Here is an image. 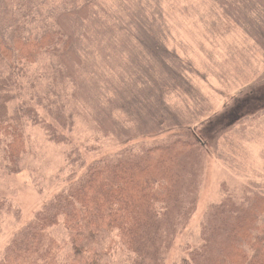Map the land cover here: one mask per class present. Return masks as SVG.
<instances>
[{
    "label": "trees",
    "instance_id": "16d2710c",
    "mask_svg": "<svg viewBox=\"0 0 264 264\" xmlns=\"http://www.w3.org/2000/svg\"><path fill=\"white\" fill-rule=\"evenodd\" d=\"M192 12L196 36L176 44L159 0H0V171H22L37 128L62 148L66 173L0 264H164L212 153L198 128L215 115L202 105L222 91L209 80L223 71L199 60L254 63L251 81L264 89V0H198ZM263 100L236 122L238 145L251 140L245 124L261 125ZM101 140L120 149L94 157ZM226 145L229 155L216 156L224 166L236 150ZM219 197L172 264H264V182L227 178ZM11 213L0 189V220Z\"/></svg>",
    "mask_w": 264,
    "mask_h": 264
},
{
    "label": "rangeland",
    "instance_id": "374dc122",
    "mask_svg": "<svg viewBox=\"0 0 264 264\" xmlns=\"http://www.w3.org/2000/svg\"><path fill=\"white\" fill-rule=\"evenodd\" d=\"M159 1L170 27L173 41L176 44L179 42L189 44L185 34L192 40L196 36L191 25H196L197 12L192 11L198 6V0ZM211 34L212 31L208 30V37ZM193 52L190 54H193L196 59L198 54ZM215 53L224 55V59L227 58V51L219 42L215 47ZM241 53L244 55L246 49H242ZM203 56L204 54H201V58H204ZM191 59L194 66L198 67V60ZM199 61L206 66L204 69L206 72L213 69L212 71L222 74L221 71H223V76L218 80H213L212 77L209 80L210 84L215 87L219 86L218 83H222V91L218 94L215 93V90L207 92L202 105V107L211 108L215 115L198 128L200 135L206 138L212 153L200 188L196 210L189 219L186 228L177 234L164 264H172L184 252L186 244H194L200 232L199 225L207 204L220 199V186L224 179L228 178L232 181L234 176L241 180L254 177V179L257 178L258 181L264 182V114L261 116L263 121L260 126L255 128L248 124L243 126L246 138H251L249 142L242 141L238 145V142L234 141V138L239 139L237 137L239 134L235 133L236 122L245 116H251L255 112V108L259 109L255 102L264 99V89L255 91V88L258 89L260 86H256V83L251 81L252 73L256 68L255 64L244 67L240 64L241 60L233 62L232 58L230 60L227 58L219 65L216 63V59L214 63H209L204 59ZM199 70L204 72L202 69ZM257 70H261V67H258ZM201 88L207 91L204 85ZM263 104L264 100L261 105ZM217 130L223 133H217ZM29 134L31 148L26 155L22 171L12 177L2 176L3 173L0 171V189L11 195L18 211V213L4 215L0 220V251L11 235L32 217L48 197L56 193L62 185V175L66 174L63 169L65 159H63L62 148L49 143L44 133L37 128H30ZM92 136L91 132L89 137ZM75 137L79 139L77 143L84 142L80 124L76 128ZM87 141L92 143L93 138ZM226 142L233 144L236 149H231V152L235 151L234 158L228 156L229 149L227 150ZM118 149L120 147L114 146L111 142L101 140L97 155L94 157ZM219 151L228 154L226 156H228L229 163H226L225 166L216 158Z\"/></svg>",
    "mask_w": 264,
    "mask_h": 264
}]
</instances>
